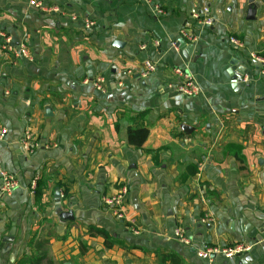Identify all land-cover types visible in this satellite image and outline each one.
Segmentation results:
<instances>
[{
  "label": "crops",
  "instance_id": "obj_1",
  "mask_svg": "<svg viewBox=\"0 0 264 264\" xmlns=\"http://www.w3.org/2000/svg\"><path fill=\"white\" fill-rule=\"evenodd\" d=\"M44 1L59 12L0 0V45L8 37L15 49L0 51V167L18 182L9 198L0 197V244L16 226L0 264L34 257L31 239L47 242L50 264H264V166L252 169L246 143L230 139L241 153L225 156L216 139L228 117L264 121V75L250 59L264 58V5L248 22L249 2L258 0ZM204 8L209 27L194 17ZM182 30L195 41H181ZM23 48L29 58L15 57ZM146 59L157 68L142 78ZM174 67L191 74L197 97L167 89ZM228 71H245L247 82H233ZM97 77L102 92L93 88ZM132 121L148 129L141 148L126 143ZM245 124L234 127L250 132ZM27 130L39 144L32 154L21 148ZM255 147L264 152V141ZM121 186L124 221L100 203ZM67 212L73 220L59 218ZM89 228L107 239L89 236ZM176 228L191 245L174 238ZM238 242L252 245L249 253L196 256L205 245Z\"/></svg>",
  "mask_w": 264,
  "mask_h": 264
},
{
  "label": "built area",
  "instance_id": "obj_2",
  "mask_svg": "<svg viewBox=\"0 0 264 264\" xmlns=\"http://www.w3.org/2000/svg\"><path fill=\"white\" fill-rule=\"evenodd\" d=\"M152 0H142V2L145 5H149ZM27 5L33 9L34 11L42 14H50V13H58L59 7L55 5H51L47 3L44 0H26ZM157 15H163V13L160 10L156 11ZM194 17L197 19L199 23L202 25L209 27L212 25V19L209 13V10L207 8L202 9L200 12L194 15ZM85 29L91 30L93 27V21L89 19H85L84 21ZM180 39H185L189 43H192L195 41L196 37H194L193 34L186 33L185 31H181L180 33ZM229 43L233 45L235 48L241 47L239 41L235 39L234 37H231L229 39ZM175 47V44H173ZM10 38L3 37V43L0 45V51H7V52H13ZM15 57H25L29 58L27 51L23 48L20 51L13 53ZM250 59L257 63L260 67V73L264 75V58L260 56L257 53H252L250 55ZM156 64L150 61L149 59H146L141 64V70H140V76L142 78H146L148 75L152 74L156 70ZM173 80L171 83L167 84V89L175 93V95L181 96L183 98H195L200 94V89L195 82L194 78L191 76V74L188 73L185 69L174 67L171 70ZM246 81V78L244 77L243 80ZM88 83V81H85ZM93 84V88L98 91H103V78L97 77L93 81H91ZM6 131L4 129L0 132V140L3 139V136L5 135ZM21 148L26 154H32L35 149L38 148V143L36 142L35 138L31 134L29 130L24 132V135L21 139ZM36 183L35 181L31 183L30 190L33 192L35 190ZM18 187V182L14 175L7 172L6 170L2 169L0 167V197L2 198H9L14 191ZM126 196H127V188L125 186H121L119 188V191L110 197H102L101 198V206L104 207L105 210L110 211L117 220H127L126 213H125V203H126ZM204 222V221H203ZM129 224H133V220L130 219L128 221ZM174 238L183 245H191V240L185 235V233L179 229L176 228L174 230ZM252 245L248 243H235L228 246H209L205 245L199 249L196 250V256L203 260H210L212 257H222L226 260H232L236 257L243 256L251 250Z\"/></svg>",
  "mask_w": 264,
  "mask_h": 264
},
{
  "label": "rangeland",
  "instance_id": "obj_3",
  "mask_svg": "<svg viewBox=\"0 0 264 264\" xmlns=\"http://www.w3.org/2000/svg\"><path fill=\"white\" fill-rule=\"evenodd\" d=\"M244 123H247L245 124L246 127L250 124L249 127L252 129L250 132H246L241 129L237 131L236 127H234L237 125H242ZM223 125H225V127L222 129L220 136L216 139H221L223 141L221 143V146L226 150L225 156H230L232 153L230 151H234L235 149H237L238 155H240L241 153V150L238 146H235L234 143H230L231 140H238V143L241 142L242 145L244 142L246 143V146H244L246 161L248 160V162H250L252 169H254L255 171H261L264 163L262 166L258 165L256 160H264V152H262L261 150H257L255 145H257V141H264L262 129H260V127L264 126V121L257 120L256 117H249L246 121L241 123L233 120L231 117H228L227 119H223ZM229 125L232 127H229Z\"/></svg>",
  "mask_w": 264,
  "mask_h": 264
},
{
  "label": "trees",
  "instance_id": "obj_4",
  "mask_svg": "<svg viewBox=\"0 0 264 264\" xmlns=\"http://www.w3.org/2000/svg\"><path fill=\"white\" fill-rule=\"evenodd\" d=\"M147 135H148L147 128L138 125V123H136L135 121H132L131 125L126 130L125 140L127 145L132 146L134 148H141L147 139ZM193 172L195 173V171ZM33 195L36 199L37 196L39 195V189H35L33 191ZM88 231H89V236L99 235L102 238L107 239V235L103 231H98L93 228H89ZM45 244H47L46 241H39V240L35 241V239H31L30 246L34 249L35 256L32 258L22 257L21 259L17 260L15 264H42L43 262H46V264H50L48 261H46V256L42 251L43 246Z\"/></svg>",
  "mask_w": 264,
  "mask_h": 264
},
{
  "label": "water",
  "instance_id": "obj_5",
  "mask_svg": "<svg viewBox=\"0 0 264 264\" xmlns=\"http://www.w3.org/2000/svg\"><path fill=\"white\" fill-rule=\"evenodd\" d=\"M264 5V0H258V1H250L249 2V6L247 8V13H246V18L245 20L248 22H252L255 20V15H256V11L262 6ZM181 44H183L181 42ZM230 77H232L233 82H236L237 80H242V76L245 74L244 72L241 73H234L233 71H228ZM181 131H183L186 135L189 134V132H191V128L185 125H181L180 126ZM55 196L58 198L59 194L56 192ZM59 218H61L64 221H71L73 220V215L71 212H67V213H60L58 214ZM15 229L16 226L15 224H13L11 226V229L8 233L7 236H5L2 240H1V244H0V255H4L5 253H8L11 249V246L14 242V238H15Z\"/></svg>",
  "mask_w": 264,
  "mask_h": 264
}]
</instances>
